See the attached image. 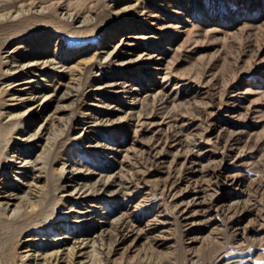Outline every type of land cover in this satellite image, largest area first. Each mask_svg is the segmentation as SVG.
I'll use <instances>...</instances> for the list:
<instances>
[{"label":"rangeland","instance_id":"374dc122","mask_svg":"<svg viewBox=\"0 0 264 264\" xmlns=\"http://www.w3.org/2000/svg\"><path fill=\"white\" fill-rule=\"evenodd\" d=\"M10 7L0 264H40L61 231L66 244L109 229V247L120 216L142 232L101 264H264V0H0ZM35 57L49 60L30 72L42 93L17 103L18 66ZM71 175L111 184L82 198Z\"/></svg>","mask_w":264,"mask_h":264},{"label":"bare ground","instance_id":"6f19581e","mask_svg":"<svg viewBox=\"0 0 264 264\" xmlns=\"http://www.w3.org/2000/svg\"><path fill=\"white\" fill-rule=\"evenodd\" d=\"M20 10L19 7L12 8L3 11L2 8H0V18H2L3 14H6V17L9 15H16L18 11ZM71 15V14H68ZM49 60L42 59L40 60L38 57L32 58L28 61H22L19 64V68L21 69V72L23 73V76L20 80L15 82V85L18 84L16 90L18 91H11L10 98L15 100L17 103H24L28 99H36L38 96L41 95V90H32L31 86L29 85L31 75L30 72L34 71L37 72L38 70V64H41V66L45 65ZM39 71V70H38ZM116 82V81H115ZM118 84V83H117ZM119 87V86H118ZM121 87V86H120ZM128 88V87H127ZM125 91V90H124ZM130 91V90H129ZM42 99L39 101H32L28 106L26 107V111L29 112V117L32 116L34 113L40 111L42 109ZM90 113V112H89ZM86 114V113H85ZM94 118V117H93ZM92 120L88 119L87 123L82 125L81 131L83 128L86 127H96L99 126L101 121L100 120ZM97 119V118H96ZM55 124V123H54ZM43 123L39 126V131H43ZM59 134H54V136H49V132L46 135L47 141H50L52 138L53 142H50L52 144V147L55 145L54 141L59 137ZM51 146V145H50ZM80 162V161H79ZM63 168H68L71 170V172L76 170V163L74 166V163H69L68 161L62 162ZM72 177L68 178V184L66 186V189L68 191L77 193L78 196L81 195L82 198L88 196V192L93 191L97 192L96 190H105L110 184V179H106L103 181H95L94 184L89 185V187H86V184H83L80 180H75L73 175ZM100 182V183H99ZM169 182V181H168ZM116 184V182L114 181ZM118 184V183H117ZM118 187L121 191L124 192L123 187H121L118 184ZM163 190V188H162ZM1 192V191H0ZM34 196V195H33ZM31 197L27 196L23 197V199H26V204H30L32 200H30ZM80 198V199H82ZM0 203H2V200H0ZM31 205V204H30ZM17 211H19V207L16 208ZM185 209V208H184ZM184 215V213H183ZM187 216V215H186ZM125 216H120L115 219H113L109 224L111 228H114L115 234L113 235V240L111 245L103 247V242H100L101 239H103L104 235H106V232L109 229H99V232L96 235H89L86 232H77L70 236V243L63 242V239L69 235L68 233L59 232L52 236L50 239L52 241L51 248L47 251H43L40 253L41 261L40 264H101L102 260L106 258L110 253L114 252L119 247L125 245L126 240L132 237H138L139 234L142 232L141 229L136 228L133 225L128 224L127 218L125 219ZM58 222V221H57ZM143 228V227H142ZM149 231H152V227H148ZM110 231V230H109ZM110 235V234H107ZM150 239L153 241L155 240L154 237H150ZM107 242V241H106ZM29 252H25L22 254L24 258L28 259ZM31 258H37L36 253L34 255H31ZM35 261V260H34ZM33 261V264H34ZM32 264V263H31Z\"/></svg>","mask_w":264,"mask_h":264}]
</instances>
